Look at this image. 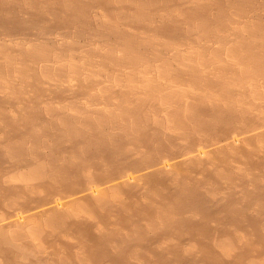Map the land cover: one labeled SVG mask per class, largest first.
I'll use <instances>...</instances> for the list:
<instances>
[{
    "label": "bare ground",
    "instance_id": "1",
    "mask_svg": "<svg viewBox=\"0 0 264 264\" xmlns=\"http://www.w3.org/2000/svg\"><path fill=\"white\" fill-rule=\"evenodd\" d=\"M233 22L264 39V0H0V264H264V111L202 114L264 88V40L233 41L247 37ZM42 30L95 35L100 54L73 57ZM200 38L225 43L221 62ZM252 47L260 68L227 61ZM48 52L65 79L37 71ZM88 93L169 127L50 130L48 105Z\"/></svg>",
    "mask_w": 264,
    "mask_h": 264
},
{
    "label": "rangeland",
    "instance_id": "2",
    "mask_svg": "<svg viewBox=\"0 0 264 264\" xmlns=\"http://www.w3.org/2000/svg\"><path fill=\"white\" fill-rule=\"evenodd\" d=\"M180 1L183 2V3H186L189 0H180ZM234 23L235 22H233L231 24V27H230L229 31H236L238 33L245 32L247 34V37H244V38L243 37H237L238 39L237 38H232L233 41L238 42L240 40H242V41L245 40V41H248V42H255V41L262 42V39H263L262 35H259V36L251 35L252 27L251 28L249 27L251 24H245V23L241 24L240 22H237L236 23L237 25H236ZM45 31L46 30H42L41 31V34L43 35L42 36L43 39H45L46 41H48V40L53 41V43H55V45L57 47H60V50L64 49L68 54H70L73 57L75 56V57L80 58V57L84 56L85 58L89 57L90 59H94V57L96 55L99 56V54H100V53H97V52H98V49L101 48V45L97 44L95 46H93V45L89 46L87 43H85V40H88V39L91 40V41H94V42L98 41L100 38H98L95 35L90 34V35H87V36H89V38H87V36H85L84 38L81 39V38H77V37L73 36L72 34H70V32L68 33V32L55 31L52 34H47L48 32L47 31L45 32ZM260 32L262 33L261 29H260ZM62 38L66 39L67 41L59 42V40L62 39ZM202 40L205 41L204 42L205 45L207 47H209V52L213 56L218 58V59H213V57L208 58L209 62H212V61L215 62L216 60H218L216 63L221 62L220 58H223L224 57V53H225V51H223V47H224L225 43L222 42V44H220L221 42H217L216 39H212V41L214 43V44H212L211 43L212 41H210V40L207 41L204 38H200L199 41H202ZM164 46H166V45H164ZM171 47H172L171 48V51H172L171 54L172 55H174L175 57H179L180 59H182L184 61L188 60V62H192V61H190V59L195 54H194L193 50L192 51L187 50V48L190 47L189 44L178 43V41H177L175 44H171ZM78 48H81V50L85 51V53H83L81 55L78 52ZM185 48H186L187 52L186 51L184 52ZM214 49H215V51H214ZM95 51H97V52H95ZM77 52L81 56H79L77 54ZM189 52H191V53H189ZM111 57L114 58V56H111ZM229 57L230 58L227 59L228 62L230 61L229 63H238V62H241L243 60V62L245 64H247V63H250V61L252 60L254 64L259 66V68L261 67L260 63H259V59H258L259 53H256V51L254 50L253 47H252V50L248 51L247 53H240V54L239 53H233ZM241 57H243L242 60H241ZM47 61L57 62L58 64H60L59 63L60 60H59V57H57V55H55V53L48 52L37 63V65H36L37 71L41 72V73L46 72V74H47L46 78L49 81L57 80L59 78L58 76H61L64 79L67 77V75H68L67 69L63 68V69L59 70V68H62L61 66L53 64V63H49L48 64ZM69 64H70L69 65L70 67L77 65L75 62H71ZM78 64L80 65V63H78ZM27 67H29V64L27 65ZM171 67L175 69V66H174L173 62L171 63ZM245 68H243V69H245ZM247 71H249V70H247ZM127 72H131V71L128 70ZM27 74L29 75L30 73L28 72ZM238 79H240V77L236 78L235 80H238ZM215 86L216 87L211 88L212 91H214L215 89L217 90L219 88L217 83H216ZM190 87H192V89ZM190 87H189V89L193 90L194 86L191 85ZM247 87L252 89L253 95H254V97H256L255 101L252 100V98H251L252 96H250L249 94L238 95V93H237V94H235V97H232V99L221 101V102L215 101L214 103H209L206 106L207 108L205 109V111L202 112V114L203 115L205 114L204 116H208V115H211V114H214V113L218 112V113L231 114V115H234V116H237V117H239L241 115L240 117H243V116H251L252 114L262 113L264 111V97H263L264 96V88H262V86H259V87H251V86L249 87V86H247ZM187 90H188V87H182L180 89V91H178L177 94L176 93L172 94V92H168L167 91L164 94H162V96L164 98H167V97L175 98V95H176V96H178V98H182L183 99ZM178 94H181V96L178 95ZM86 95L87 96L82 98L81 101L74 100V101H70V102H66V103H61V104L56 105V106L48 105L47 106V110H48V112L50 114V130H54V132H56V131L58 132L59 131L60 134H66L67 131H69V130H71V131L73 130L74 131V130L77 129V127H79L81 125H84V126H87V127H90V126L94 127L95 125L96 126L108 127V126H110V124L114 123L116 125L114 127V131H113L114 133H118L120 131L121 132H131L132 131L131 133H133L134 135H141L142 133H146L147 132V128L150 125L159 126L160 128H163L164 130L169 127V124L167 122L168 121L167 118L162 117V118L159 119L160 121H158L154 117V115L150 114L149 116H147V114H146L147 110H145L143 108H139L138 109V107L134 108V106L132 104H130L131 102L129 104L126 103L125 105H123L121 107L122 108L121 111H118V112L115 113L114 111L111 112L110 111L111 109H109V107L111 105V102L107 105L106 102L99 100L98 97H96V98L92 97L91 98V97H89L90 96L89 93L86 94ZM214 96H216V94H214ZM255 102H257V103H255ZM114 103L116 104L117 102H114ZM112 104H113V102H112ZM104 106H106V107H104ZM101 107H103V108H101ZM213 107H215V109ZM118 115H119V117H118ZM90 118H92V119L90 120ZM227 118L228 117H223V118H221L219 120H226ZM117 119H119V120H117ZM133 119H134V121H133ZM173 120H175V119H173ZM181 120H182V123L184 124V126H187L188 123L192 122L191 120L197 121V118H194V119L191 118L190 119V118H188V117L186 118L184 116V119H181ZM202 123H204V124H201V125L199 124V126L205 127L206 123L205 122H202ZM171 126L172 127H176L177 123L172 121ZM69 128H72V129H69ZM120 129H122V130H120ZM61 130H62V132H61ZM49 131H47V129H44L45 135H47V133ZM179 132L182 133V131H180V130H179Z\"/></svg>",
    "mask_w": 264,
    "mask_h": 264
}]
</instances>
